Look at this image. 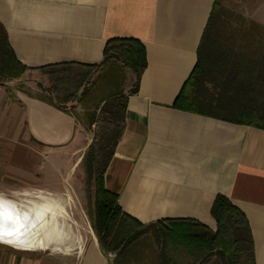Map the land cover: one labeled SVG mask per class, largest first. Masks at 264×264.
I'll return each mask as SVG.
<instances>
[{
    "label": "crops",
    "instance_id": "0c3cea01",
    "mask_svg": "<svg viewBox=\"0 0 264 264\" xmlns=\"http://www.w3.org/2000/svg\"><path fill=\"white\" fill-rule=\"evenodd\" d=\"M215 2L0 0V23L18 61L31 69L64 64L98 67L109 42L142 43L147 67L137 93H131L134 87L122 89L128 97L124 132L106 169L105 189L117 196L124 214L143 226L161 222L171 228V222L194 220L213 232L218 225L212 207L218 196H225L246 216L255 263L264 264V129L226 120L201 107L196 111L197 104L178 100L198 62ZM90 144L71 113L0 83V186L55 188L60 173ZM56 230L63 241L61 250L71 238L58 221ZM178 242L189 246L179 259H171L162 249V258L149 251L150 264L160 260L194 264L205 254V249L180 238ZM39 251L0 242V264L116 260L97 239L84 243L75 257Z\"/></svg>",
    "mask_w": 264,
    "mask_h": 264
},
{
    "label": "trees",
    "instance_id": "16d2710c",
    "mask_svg": "<svg viewBox=\"0 0 264 264\" xmlns=\"http://www.w3.org/2000/svg\"><path fill=\"white\" fill-rule=\"evenodd\" d=\"M119 61L136 75V85L131 93H137L139 81L147 67L144 45L137 40H114L107 44L105 60L99 65L106 69L103 75L106 84H117L114 80L120 76ZM71 66L64 64L38 69L24 66L16 58L7 32L0 23L1 84L20 80L28 72L49 75ZM86 81V76H75L70 81L56 80L65 87L61 92L67 94L65 100L58 97L59 101L77 96ZM207 82L213 87L214 94H209ZM93 94L98 100L95 101L96 112L89 123L91 126L97 125L98 110L105 116L104 126L95 131L86 155L89 173L95 176L96 181L95 230L99 243L116 255V263L120 258L119 264H150V248L144 247L141 242L142 232L139 229L143 225L124 214L117 196L104 187L106 169L124 132L128 97L122 88L105 98ZM185 98L192 107L197 104L196 111L202 108L226 120L264 129V26L235 16L216 0L198 50V62L178 100ZM48 101L54 103L50 99ZM212 216L218 225L216 232L194 220L171 222V228L167 229L187 244L205 249L204 256L194 264H256L252 231L246 216L225 196L216 198ZM157 225L162 227L160 235L167 239L168 230L163 228L161 222L147 227ZM146 260L148 263H144ZM164 260L166 263L167 258L164 257Z\"/></svg>",
    "mask_w": 264,
    "mask_h": 264
},
{
    "label": "rangeland",
    "instance_id": "374dc122",
    "mask_svg": "<svg viewBox=\"0 0 264 264\" xmlns=\"http://www.w3.org/2000/svg\"><path fill=\"white\" fill-rule=\"evenodd\" d=\"M218 1L235 16H242L246 20H251L264 26V0ZM118 64L121 69L119 78H115L114 80L117 84H106V81L103 79L104 72L106 71L104 66L93 68L71 66L61 68L58 73L49 75L44 72H28L20 80L7 81L3 84L8 86L10 91H24L36 97H43L52 100L58 107L71 113L76 118L80 127L83 128L86 134L87 142L91 139L92 143L95 131L104 126L103 121L105 119V116L100 112L101 110H98L96 113L98 120L97 125L91 126L89 123L92 115L96 112L95 101L98 100L94 97L93 93L105 98L119 88H133L135 86V77L132 74L131 69L124 66L120 61ZM75 76H86L87 81L85 82L84 87L78 94H76L77 96L70 97L66 101H59L58 97H60L61 100H65L67 94L61 92L65 87L63 84H58L56 80L70 81V78L75 79ZM210 78L211 77L209 76V79ZM118 82H120V84ZM206 86L209 94H214L212 91L213 87L208 82ZM85 92H87L86 95H84ZM70 93L71 92L68 94ZM88 152L89 147L84 152H79L72 159L69 168L60 173L55 188L49 189L38 184H30L29 186L19 185L13 188L0 186L1 195L24 206L30 205V202L41 203L45 200L49 201V199L52 202H58L56 203L59 213L58 223L61 231L71 238L69 242L66 243L69 250H66V245L64 247L62 246L61 250V245H52L46 250L39 251L40 253L53 256L68 253L73 256H79L77 253L83 247L84 243L91 239L98 240L97 232L95 230L97 225L95 218L96 181L95 176H91L89 173L88 160H86ZM162 226L164 229L168 230L166 232L167 239L160 235L162 229L161 226H142L139 229L140 232H142V245L148 249L150 248V251L152 252H159L161 255L163 250L164 254H167L168 257L177 260L179 259L180 254H182V252H184L189 246L186 247L184 243L181 245L178 242L177 236L170 229H167L164 225ZM77 241H79L80 244H77ZM157 241H159V249H157ZM181 246L184 250L181 249ZM141 252L144 251L142 250ZM108 253L112 254V252L109 251ZM112 261L116 264L115 259L110 260L111 263ZM144 263H146V261H144Z\"/></svg>",
    "mask_w": 264,
    "mask_h": 264
},
{
    "label": "bare ground",
    "instance_id": "6f19581e",
    "mask_svg": "<svg viewBox=\"0 0 264 264\" xmlns=\"http://www.w3.org/2000/svg\"><path fill=\"white\" fill-rule=\"evenodd\" d=\"M0 204L10 210L17 224L14 233L0 235V242L23 250H46L63 244L56 230L59 216L56 202L45 200L24 206L0 194Z\"/></svg>",
    "mask_w": 264,
    "mask_h": 264
},
{
    "label": "water",
    "instance_id": "95a60500",
    "mask_svg": "<svg viewBox=\"0 0 264 264\" xmlns=\"http://www.w3.org/2000/svg\"><path fill=\"white\" fill-rule=\"evenodd\" d=\"M16 229L17 224L13 214L0 204V235L14 233Z\"/></svg>",
    "mask_w": 264,
    "mask_h": 264
}]
</instances>
